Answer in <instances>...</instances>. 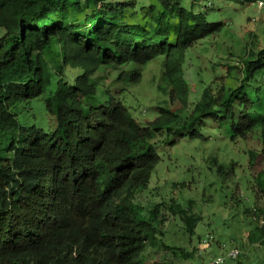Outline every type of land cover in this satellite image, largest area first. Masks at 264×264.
Wrapping results in <instances>:
<instances>
[{
	"label": "trees",
	"instance_id": "obj_1",
	"mask_svg": "<svg viewBox=\"0 0 264 264\" xmlns=\"http://www.w3.org/2000/svg\"><path fill=\"white\" fill-rule=\"evenodd\" d=\"M149 10L144 21L126 1L0 0V264H145V247L158 242V209L140 210L135 197L161 159L158 134L193 137L212 120L232 138L258 133L264 159L261 83L205 90L184 112V52L222 22L179 0ZM159 55L160 87L177 105L148 124L118 96L98 93L101 66L142 68ZM242 65L247 82L264 56ZM65 66L82 72L68 80Z\"/></svg>",
	"mask_w": 264,
	"mask_h": 264
},
{
	"label": "rangeland",
	"instance_id": "obj_2",
	"mask_svg": "<svg viewBox=\"0 0 264 264\" xmlns=\"http://www.w3.org/2000/svg\"><path fill=\"white\" fill-rule=\"evenodd\" d=\"M116 1L130 2L144 21L151 4L157 9L161 6V0ZM179 1L195 12L204 11L208 22H222L220 30L198 39L184 52L182 67L189 88L185 113L196 109L205 90L216 95L241 83L264 85V68L247 82L241 69L243 60L264 56V7L258 8L256 0ZM57 49L58 45L53 46L47 57ZM163 59V55L156 56L142 68L136 64L101 66L94 73L98 93L103 98L118 96L133 117L148 124L162 107L177 105L170 103L167 91L160 87L164 85ZM81 72L80 68L65 66L68 80ZM136 72L139 74L133 77ZM24 110L33 111L34 104L26 103ZM206 124L193 137L161 133L155 138L161 159L147 188L135 197L140 210L158 209V242L145 247V264H153L157 257L202 264L233 247L241 250L238 264H264L261 138L258 133L232 138L218 123L206 120ZM251 151L257 153L254 164H250Z\"/></svg>",
	"mask_w": 264,
	"mask_h": 264
},
{
	"label": "built area",
	"instance_id": "obj_3",
	"mask_svg": "<svg viewBox=\"0 0 264 264\" xmlns=\"http://www.w3.org/2000/svg\"><path fill=\"white\" fill-rule=\"evenodd\" d=\"M258 8L264 7V0H256ZM241 256V250L237 247H233L228 250L225 254L215 255L202 264H238Z\"/></svg>",
	"mask_w": 264,
	"mask_h": 264
}]
</instances>
